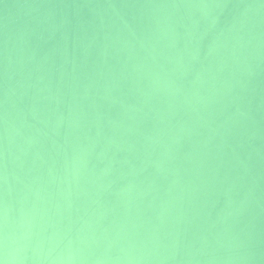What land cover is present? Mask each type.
I'll return each mask as SVG.
<instances>
[{"label": "water", "instance_id": "obj_1", "mask_svg": "<svg viewBox=\"0 0 264 264\" xmlns=\"http://www.w3.org/2000/svg\"><path fill=\"white\" fill-rule=\"evenodd\" d=\"M3 264H264V0H0Z\"/></svg>", "mask_w": 264, "mask_h": 264}, {"label": "snow or ice", "instance_id": "obj_2", "mask_svg": "<svg viewBox=\"0 0 264 264\" xmlns=\"http://www.w3.org/2000/svg\"><path fill=\"white\" fill-rule=\"evenodd\" d=\"M0 264H3V261H0Z\"/></svg>", "mask_w": 264, "mask_h": 264}]
</instances>
